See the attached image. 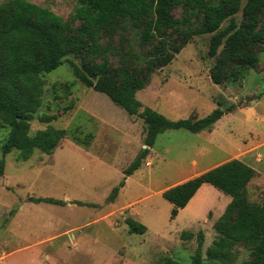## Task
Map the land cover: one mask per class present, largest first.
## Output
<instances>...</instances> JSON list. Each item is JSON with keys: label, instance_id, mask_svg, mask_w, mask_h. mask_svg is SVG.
I'll use <instances>...</instances> for the list:
<instances>
[{"label": "rangeland", "instance_id": "rangeland-1", "mask_svg": "<svg viewBox=\"0 0 264 264\" xmlns=\"http://www.w3.org/2000/svg\"><path fill=\"white\" fill-rule=\"evenodd\" d=\"M5 1L0 0V4ZM26 1L51 10L68 23L77 6V0ZM171 14L190 23L188 29L182 26L165 33L179 49L170 63L154 68L145 87L135 93L142 108L148 107L168 120H196L218 107V102L223 108L234 104L246 110L257 99L252 108L262 113L264 48L256 50L260 67L248 70L242 79L209 83L217 57L207 55L210 34L191 33L200 16L190 15L183 6ZM234 19L240 22V9ZM70 26L71 34L84 41L85 48L72 51L67 60L77 66L98 61V55L89 52L94 45L91 39L75 31L79 22ZM183 34L188 40L181 44ZM97 46L109 47L112 69L123 64L139 69L153 45L141 47L137 37L129 33L103 36ZM41 79L40 106L30 121L29 134L47 125L67 133L49 155L34 151L27 160H20L12 150L3 157L0 264H162L166 259L190 264L198 232L203 235L201 253L205 260L204 251L215 237L213 223L229 203V196L203 184L187 206L170 219L171 205L161 192L231 159H243L257 171L247 185V201H264L263 122L244 117L241 111L224 114L200 134L166 130L156 137L140 167L123 178L122 171L144 147L142 120L127 115L104 94L84 87L66 62L42 74ZM7 132L0 122V144ZM122 180L123 186L110 200L112 189ZM40 198L54 203L31 201ZM125 218L142 224L146 231L129 233ZM181 232H190L193 237L182 239ZM234 253L231 264L248 259L247 249L238 247Z\"/></svg>", "mask_w": 264, "mask_h": 264}, {"label": "trees", "instance_id": "trees-1", "mask_svg": "<svg viewBox=\"0 0 264 264\" xmlns=\"http://www.w3.org/2000/svg\"><path fill=\"white\" fill-rule=\"evenodd\" d=\"M183 6L198 18L193 34H210L208 57H216L209 79L215 85L236 82L248 70L258 65V47L264 48V0H77L71 23L79 22L76 32L90 38V53L95 59L77 66L67 60L72 51L85 48L80 38L71 34V23L51 10L26 0H6L0 4V122L8 129L0 144V174L3 157L15 150L16 158L27 160L34 151L49 155L65 137L66 131L47 125L29 134L33 114L40 106L42 74L56 69L66 62L74 78L84 87L104 94L129 116H138L144 126L143 148L122 171L123 178L136 171L153 146L156 137L166 130H185L197 134L210 130L224 114L239 105L222 102L206 116L196 119L168 120L156 111L144 107L135 98L142 90L149 73L170 63L178 51L165 33L187 26L189 20L175 19L172 11ZM241 10L237 23L234 15ZM226 21L224 27L222 24ZM133 33L141 47L153 45L137 69L123 64L112 69L107 52L109 47L97 46L103 36L124 37ZM185 33V31H184ZM182 43L188 37L182 35ZM221 47L219 54L218 48ZM88 52V53H89ZM142 110L140 111V109ZM255 171L238 159L223 162L205 172L168 187L161 197L171 205L169 218L173 219L183 209L203 184H208L230 201L213 223L215 237L204 251L203 235L196 234V249L190 264H231L238 247L247 249L248 259L241 264H264V201L254 204L245 194ZM123 180L112 189L110 200L116 196ZM33 202L54 203L51 199H32ZM77 205H82L76 202ZM129 233L143 234L146 228L131 218L124 219ZM182 239H191L190 232H181ZM162 264H178L166 259Z\"/></svg>", "mask_w": 264, "mask_h": 264}, {"label": "crops", "instance_id": "crops-1", "mask_svg": "<svg viewBox=\"0 0 264 264\" xmlns=\"http://www.w3.org/2000/svg\"><path fill=\"white\" fill-rule=\"evenodd\" d=\"M209 83H211V82H209ZM257 102H259L257 99H255V101L253 102V105L254 104H256ZM253 105H251L250 107H247V109L245 110L244 108H241V109H239V106L238 107H236L232 112H230V113H232V114H238L239 112H241L242 111V116H247L248 118H250V119H253V120H257V121H261V122H263L264 123V111H262V113L260 112H255V110L252 108V106ZM243 105H241V107H242ZM203 132V131H202ZM202 132H200V133H202ZM199 133V134H200ZM238 160H240L241 162H243V163H245V164H247L246 163V161L245 160H243V159H238ZM226 162V161H225ZM221 163H223V162H221ZM221 163H219V164H221ZM219 164H217V165H219ZM217 165H215V166H217ZM248 166H250L254 171H255V175L257 174V171L251 166V165H249V164H247ZM215 166H213V167H215ZM212 167V168H213ZM207 170H209V169H207ZM206 171V170H205ZM205 171H203V172H205ZM203 172H201V173H203ZM200 173V174H201ZM255 177V176H254ZM254 177L251 179V181L254 179ZM250 181V182H251ZM198 193V191L195 193V195ZM190 201V200H189ZM188 204V203H187ZM187 206V205H186Z\"/></svg>", "mask_w": 264, "mask_h": 264}]
</instances>
